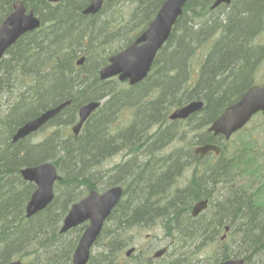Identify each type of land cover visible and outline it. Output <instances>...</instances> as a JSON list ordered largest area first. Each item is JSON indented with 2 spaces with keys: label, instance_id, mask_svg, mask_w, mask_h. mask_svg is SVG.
Instances as JSON below:
<instances>
[{
  "label": "rangeland",
  "instance_id": "rangeland-1",
  "mask_svg": "<svg viewBox=\"0 0 264 264\" xmlns=\"http://www.w3.org/2000/svg\"><path fill=\"white\" fill-rule=\"evenodd\" d=\"M15 2L19 1L0 0V23L13 9ZM83 2L82 7L73 3L71 8L77 9L78 12L84 11L88 4L86 0H80L79 4L82 5ZM244 3L247 4V0H243ZM160 4L158 0L147 2L146 0H105L96 13L87 16L90 18L85 23L93 26L90 30L91 47L89 51L97 52V57H92L91 61L86 64H91L93 61L97 69L91 73L88 67L83 72L75 63L71 65L72 72L69 73V77L72 80L69 82L75 84L83 82V86L74 87V93L79 92L81 96L85 85L92 81L90 80L92 74L93 76L100 74L99 70L103 64L99 57L103 52H106L108 61L113 52L144 28L149 19L155 15ZM211 6V1L198 0L193 3L192 9L175 26L170 40L166 42L157 57V61L159 59L162 61L165 55L172 49L178 48L180 43H187L190 48L187 54L189 60L186 69L178 71L177 78V80L181 77L185 78V83L182 81V83L172 84L165 81L164 90L159 95L153 90L151 82L133 90L128 81L113 80V96L99 98L103 99L101 107L84 125L78 136L72 133L71 127L78 117L79 109L73 117L70 114L67 115L68 118L73 119L71 125H66L68 124L66 118H61L63 124L60 127L62 128L58 130L57 126H46L32 138L34 142L42 143L39 147L45 149L46 155L42 156L44 153L42 155L39 153L28 157L25 163L36 162L39 159L51 161L57 166L58 173L63 178L68 177L79 182L86 179L89 183L95 184L100 191H104L115 185L114 183L128 188V182L134 174L140 173L139 176L142 177L139 179L140 184L130 188L122 198V203L130 206L126 214L122 209L127 221L119 223L115 218L107 221L100 238L91 249L88 264H172L178 250H183L180 248L182 246L187 249L186 252L189 255L185 259L190 260L191 264H218L226 257L243 258L246 264H264V236H257L260 228L251 229V224L245 220L243 224L246 226L244 227L251 230L246 237L236 234L235 230L234 232L229 230L226 239L222 240L221 237L226 231L218 222L214 225L212 239H208L204 234L203 230L207 228L204 227L206 225L203 224L202 228L199 226L203 223L200 220L201 216L206 211L210 213L209 216H214L217 211L216 206H235V203L237 206H249L251 210L257 212L255 221L264 223V116L255 115L241 131L234 133L228 139L215 137L208 131L212 117L240 95V89L244 84L239 85V82L234 84L233 97L230 101L226 100L224 91L218 97L222 101L220 105L214 102L207 105L204 97H194L205 103L202 111L176 120H170L168 116V109L175 107L174 104H183L192 97L191 91H201L211 86L204 80L196 90L193 86L203 61L200 51L210 45H216L226 36L231 35L230 30H224V26L230 27L231 24L228 23L230 15L236 11L238 6L242 7V4L241 0H233L227 6L216 9H212ZM44 8L46 9L43 10ZM51 9L52 4L50 3L42 5L40 11L37 12L42 20L45 19L46 32L39 35L32 32L33 34L26 35L25 37L32 40L27 50L21 53L19 47L13 46L0 60V112L6 113L13 106L24 107L27 93L31 90L29 92L31 94L41 82L42 76L48 72L43 68L46 59H42L41 52L56 43L54 30L48 29L54 22L51 18L53 17L50 13ZM260 10L258 7V12ZM147 11L150 12L149 16H146ZM252 19L255 25L251 29L252 32L241 37L249 49L261 50L260 56L252 57L254 67L252 74L255 78H252L251 84L255 80L264 81V22H261L260 18L259 24L256 25L257 20ZM73 21H70L71 25ZM37 31L39 29L34 32ZM70 47L69 44L64 49L69 50ZM174 51L170 54L173 55ZM77 53L78 55L73 56L74 58H78L80 51ZM30 54L32 57L29 59ZM50 54L51 52L48 51L46 58ZM225 72L226 70L217 71L221 76ZM163 78L166 80V77ZM98 84L99 81L96 82V86L88 89L90 96H98L101 91L106 90V88L97 86ZM249 86L244 89L246 90ZM84 99L86 97L80 98V100ZM155 104H157L156 110H154ZM114 105H116L114 108L119 105V110L107 123L106 130L109 132L110 139L116 142L107 144L110 148L103 158L91 166L88 164L91 163L90 161L81 167L75 161L68 163L67 160H63L64 162L61 161L59 164L55 159L56 152L61 144H64L61 142L62 137H65L68 142L77 138L82 139L86 130L94 128L96 120L103 116L105 107L113 109ZM2 118L0 113V119ZM61 129L63 132L60 131ZM122 136H125L128 143H118L127 141ZM155 139L157 143L153 142ZM208 141L218 145L220 152L206 153L203 156L195 153L194 146ZM189 158H192L191 162H186ZM149 173H151L149 179H154L155 182L162 181L160 183L162 187L158 186L154 190L157 193L154 194L143 190L145 194L142 198H136L132 191L140 194L141 188L146 189L142 187L146 183L143 177L146 179ZM165 176L167 179L162 180ZM20 179L22 180V177L18 178V183ZM8 182L12 180L6 181L7 190L11 191L10 196L22 200L15 190V180L11 185ZM25 182L33 186L30 187L33 193L36 184L30 181ZM195 183L197 187H193ZM147 189L150 191L149 188ZM198 189L207 194V207L197 216H193L191 212V207L194 205L193 191L197 192ZM55 192L54 200L58 202L55 206H51L49 210H41L32 217L26 215V208L25 220L28 223L25 226L23 219L20 220V228L29 229V232H32V226L30 228L27 226L37 222L41 217V221L37 222L40 224L35 227L34 235L37 233V236L44 242L51 238L49 242H52L49 246L46 243L42 248L32 240L23 243V248L13 249L10 252L11 256L17 251H19L17 253L28 251L22 259L24 264H72L75 247L87 222L65 232H61L60 227L72 203L84 194L86 195V187L77 184L64 200L59 196L58 185ZM29 198L24 201V206L28 205ZM189 207L190 209H187ZM225 211L229 218L233 217V208ZM246 212L245 217H247ZM204 219L207 223L211 221L205 217ZM183 226L190 230L182 232L180 227ZM1 244L4 246L3 243ZM1 244L0 248H2ZM132 246L135 248L133 253L126 254ZM162 248H167V250L157 255V250Z\"/></svg>",
  "mask_w": 264,
  "mask_h": 264
},
{
  "label": "water",
  "instance_id": "water-1",
  "mask_svg": "<svg viewBox=\"0 0 264 264\" xmlns=\"http://www.w3.org/2000/svg\"><path fill=\"white\" fill-rule=\"evenodd\" d=\"M60 1V0H49ZM104 0H91L84 10L85 14L96 13L102 6ZM188 0H166L160 8L156 18L132 44L128 45L119 53L110 58L109 64L100 70L101 79H107L118 75L120 80L129 79L131 84L142 80L150 70L156 53L163 43L169 38L172 26L183 12V7ZM231 0H216L214 7L220 3ZM40 26V19L33 10L28 11L24 3H15L14 10L0 24V58L5 51L14 44L20 36ZM84 59L78 61L82 64ZM63 103L57 107L44 111L36 118L26 122L20 128L14 139L19 136L30 134L42 127L54 118L68 104ZM99 106L98 101L84 104L79 111V122L73 130L78 133L83 123L92 112ZM203 102H192L172 114V118H186L190 114L200 110ZM264 113V85H254L243 94L235 103L228 106L218 117L210 130L215 135L223 134L227 138L238 129L242 128L250 118L259 111ZM218 147L205 145L197 148V152L205 153ZM24 179L35 181L37 190L31 196L28 203V215L46 208L54 197L53 185L59 178L54 164L50 162L24 168L22 171ZM123 194L122 187H112L103 193L92 190L87 197L75 203L63 221L62 231L75 227L89 221L79 244L73 255L72 264H86L90 257L91 247L98 239L107 218L112 214ZM206 201L199 202L193 209L196 215L200 209L206 206ZM31 207L33 209L31 210ZM162 253V251H160ZM130 251L128 252V255ZM5 264H22L20 259L9 261ZM222 264H246L244 259L226 261Z\"/></svg>",
  "mask_w": 264,
  "mask_h": 264
},
{
  "label": "bare ground",
  "instance_id": "bare-ground-1",
  "mask_svg": "<svg viewBox=\"0 0 264 264\" xmlns=\"http://www.w3.org/2000/svg\"><path fill=\"white\" fill-rule=\"evenodd\" d=\"M262 6L263 5L261 3L259 8H261ZM237 12L239 11H236V13ZM240 12L237 14H240ZM240 16L241 15H238L235 18L230 17V20H228L229 25L232 23V26H234V23L240 20ZM224 30L228 31L229 26L225 25ZM18 42H21L22 45H28L32 41L30 38H26V40L22 41V37H20L18 39ZM227 42L229 41L225 40V43ZM234 64L235 63L233 60L229 63V66L232 65L233 67ZM224 75L221 76L217 73L218 80L219 78H223ZM227 77H228L227 80H230V77L229 76ZM208 79L209 78L206 76L205 81L207 83H208ZM41 82H43V84H41L40 87L38 88L36 87L33 90L34 93L36 92L34 94V97L31 96L29 98L24 99L27 103L28 108L13 106L10 109H8L6 113L0 112L1 116L3 117L2 119H0V189H1L0 190V244L1 243L4 244V246L1 244L2 248H0V264H5L9 261L16 260V259H24L23 256L25 254H28L27 250L20 252V253H17L19 252L17 251L15 255L13 256L10 255V252L13 249L23 248L24 247L22 245L23 243H27L33 240L37 242V244H39L42 248L43 246L46 245V243L48 244V246L49 244H52V242H49L51 238L48 239L47 242L46 241L44 242L43 239H40V237L37 236V233L34 235L35 227L38 224H40L37 222L41 221V217H39L37 222H33L27 226V228H30L32 226V232H29V229H21L19 225L22 219H23V222L25 223V226L28 223L25 220L26 219L25 218L26 208H27L26 215L28 217H32V215L37 213L35 212L30 216L28 215V206H24V201L28 197L27 193L30 191V188L28 187V185H26L27 183L25 182L23 178L22 180L20 179V183H18V178L22 177L21 169L23 166L22 164L25 163V159H29L28 157H33L35 155H38L39 153H41V155L44 153L42 156L46 155L45 149L42 147H39V145H42V143L34 142L32 139L36 131L39 132L45 127L38 129L25 136L24 135L19 136L18 139H14V136L17 134L18 130L22 128V126L26 122H29L32 119L36 118L42 112L49 110L51 108L57 107L66 102H69V103L58 113V115L56 116V118L58 119L52 120L49 126H52V125L57 126L56 128L59 130L60 128H62L60 126L63 124L62 123L63 120H61V118H64V119L66 118L65 120L68 122V124L66 125H71L73 123V119L68 118L67 115L69 116L70 114L73 117L74 113H76V110H78V108L81 106L83 100H80V98L77 99V97H80V93L79 92L74 93V87L67 91L64 86H61L58 88V86H55L57 84L53 82L46 84V78L43 79ZM234 82L235 80L231 79L230 86L229 87L226 86V91H224L225 93L224 96L227 97L226 98L227 101H230L233 97L232 90L235 84ZM210 84L212 85L211 81H210ZM208 88H211V86L210 87L208 86ZM219 95L220 93L216 94L214 98L213 93H210L212 100H209V98L211 97L208 95L207 105H211V103H213V98L215 99L214 103H217V105L222 104V101H220L218 98ZM115 106L116 105L112 106L113 109L105 107L106 109L104 110L103 116L100 119L96 120L94 128L92 127L86 130L85 136L82 139L77 138V139H74L68 142L65 137H62L64 141L62 140L61 142H64V144H61V147H59V150L56 152L55 160L59 164L63 160H67L68 163L70 162L73 163L75 161V163L77 162L80 167L87 164L88 161L91 162V163H88L89 166L95 165L96 161H100L105 155V153L109 151L110 147L107 144L116 142L110 139L109 132L106 130L107 123L111 121L112 116H115L117 114V111L119 110L118 109L119 105L118 107L114 108ZM27 111H28V116L24 117ZM66 111H68V113H66ZM60 131L63 132V129H61ZM98 135H101V136L103 135V138H104V139L99 138L100 142H97L96 140L98 138L96 136ZM122 137L123 139L127 140L125 136H122ZM153 142L157 143V139L153 140ZM118 143L126 144L128 143V140L119 141ZM191 160L192 158H189L186 160V162H191ZM20 165L21 167L19 168L20 169L19 173L13 172L15 169H17L16 167H19ZM35 165H38V163H35L34 166ZM4 166L9 171V172L7 171L8 172L7 176H5L4 173L2 172V170H4ZM139 174L140 173L133 175V180L131 184L129 185V189L133 188L136 184L139 183V179L142 178L139 176ZM150 176H151V173H149L146 179L145 177H143V180H145L146 183L145 184H143V182L141 183L143 184L142 187L148 186L150 189L149 192L150 193L152 192V194H154V193H157V192H154L157 186L162 187V185L160 184L162 181L161 182L159 181L155 182V180L151 181V178L149 179ZM79 177H83V176H79ZM9 179L12 180V182L13 180H15L14 182L15 190L17 194H19L22 197L23 201L16 197L10 196L11 191L7 190V186H6V181ZM61 179L63 181L73 180L68 177L63 178L62 176H61ZM166 179H167V176H165L162 180H166ZM85 181L86 179H83L81 181V184ZM12 182H8V183H10L11 185ZM63 185H61L59 188V196L64 200V198L66 197L67 194H69V191H71V189H69L68 187H64ZM150 185H152V187H150ZM195 193L196 191H193V198H194ZM69 196L68 198H71ZM206 199H207V196L202 198L201 200H198L197 202H203ZM30 200H31V197L29 198V201ZM194 207L195 206L191 207V212L193 216H197L202 210L206 209L207 206L200 209L196 215L193 214ZM216 207H217V211H216V214L214 213L215 214L214 216L213 215L209 216L210 213L206 211L204 215L201 216V219H200L203 223H201L199 226L202 228L203 224L206 225L204 227H207V228H204L203 231H204L205 236L208 237V239H212V237L214 236V232H213L214 225H216L217 222L221 225V228H223V230L226 231L224 236L221 237L222 240L226 239L227 232L229 230L230 231L232 230V232H234L235 230V232H237L236 234H239L242 237L247 236V234L251 230H249L247 227H244L246 226V224H243V223L245 220L247 223H250V224L252 222L251 221L252 219L248 214H247V217H245V212L247 210L246 208H248V206H237V203H235V206H216ZM47 208L48 207L44 208L43 210H49ZM229 208H233L234 210V215L233 217H230V218L225 214L226 213L225 210ZM32 209L33 207H31V210ZM56 216H58V214ZM224 216L226 218H224ZM204 217L207 219H210L211 221L207 223ZM256 217H257V214H256ZM41 223H45V222H41ZM62 227H63V224H62ZM62 227H60L61 232H65V231H62ZM180 229L182 230V232L190 230L186 226L180 227ZM78 244H79V241L77 242V245ZM180 248L183 250H178V252L175 254L172 260V264H181V263L191 264L190 260L185 259V257L189 255V253L186 252L187 249L184 246ZM134 250L135 248L134 246H132L126 252V254H128L129 251H130V254H132ZM236 259H243V258L226 257L224 260H221L218 264H222L226 261L236 260Z\"/></svg>",
  "mask_w": 264,
  "mask_h": 264
},
{
  "label": "trees",
  "instance_id": "trees-1",
  "mask_svg": "<svg viewBox=\"0 0 264 264\" xmlns=\"http://www.w3.org/2000/svg\"><path fill=\"white\" fill-rule=\"evenodd\" d=\"M22 1L26 4V6L28 8L36 11V13L40 11V7L42 5L49 4L46 2V0H22ZM86 1L88 3L89 0H86ZM147 1L148 0H146V2ZM158 1L160 3L162 2V0H158ZM196 1H198V0H190L189 1L190 3L189 2L187 3V5L185 6V9H184V14L179 19L178 23L181 22L182 19L185 17L186 13L190 9H192V5ZM205 1L206 2H208V1L212 2L213 0H205ZM79 2H80V0H65L64 2H62L58 5H52V9L50 10V13L53 15V17H51V16L50 17L52 18V20L54 22L48 27V29L54 30V33L56 36V43L53 46H49V48H45V50H43L41 52L43 54L42 59H46L45 64L43 65V68L45 70H48L46 75L42 76L41 81L46 78V84L53 82V83L57 84L55 86H58V88L61 86H64L67 91L72 89L75 86H77V87L83 86V84H82L83 82H79L77 84L69 82L72 80V78L69 77L70 76L69 73L72 72L71 65H73V63H75V60H76V58H74L73 56H76V54L78 55L77 51H80V54H82V53L86 54L87 63H88V61H91L92 57H97V52L92 53L89 51V49L91 47V36H90L91 32H90V30L93 26H92V24L87 25L88 23H85V22L90 17H87V16L83 15L81 12H78L77 9L71 8V6H72L71 4H73V3L74 4L76 3L77 5H79V7H82L84 5V2L82 3V5H80ZM261 3L264 6V0H247V4L246 3L243 4V0H241L242 7L238 6V8H236V11H239V12L241 11L240 14H237L239 12L236 13V11H235L230 15V17L233 16L234 18L238 15H241L240 20L238 22L234 23V26H232V23H231V25L229 27L231 35L226 36V38L224 40L220 41L216 45L208 46L206 48H203L200 51L201 57L204 58V60L202 61V64H201L202 66H201L200 72L198 71L199 72V78L194 85L195 86L194 89L196 90L199 87L202 80L205 81L206 76L209 78L208 83H210V81H211L212 85L210 84L211 88L206 87V88H203L201 91H199V90L195 91V92L191 91L192 97L189 100H192V99H194V97H198L199 95H202L207 100V96L208 95L210 96V93H213V96L215 98L216 94H219L222 91H226V86L227 87L230 86V84H231L230 80L231 79L235 80V82H234L235 84L237 82H239V85L244 84V86L240 89L239 94H241L245 90L244 89L245 87H247L248 85L251 84L252 78H255L254 75L252 74V70L254 68L252 57L254 55H256L257 57L260 56L261 50L249 49L248 47H246V44L241 39V37L243 35L247 36L248 33L252 32L251 29H253L255 27V25L252 22L253 21L252 18L257 20L258 23L256 22V25L259 24L260 18H261L260 19L261 22H263L262 21L263 20L262 19V9H263L262 7L263 6L260 8L261 9L260 12H258V7L260 6ZM45 9L46 8H44L43 10H45ZM149 13L150 12L147 11L146 16H149ZM249 13H251V17H249ZM230 17H229V20H230ZM145 18H147V17H145ZM43 20H44L43 22L45 25L43 24L42 29L35 32L38 35L46 32V22H45L44 18H43ZM72 20H74L73 25H71V22H70ZM89 23H92V22H89ZM84 24H86V26H84ZM75 25H76V27H75ZM82 28H83V31H81ZM232 28H234L233 31L231 30ZM87 31H89V33H86ZM232 35H234V36L231 37ZM26 38L27 37H23L22 41L26 40ZM88 39H89V41H87ZM225 40H228L229 42L225 43ZM31 43H29L28 45H30ZM51 43L52 42H50V44ZM69 44L71 45L70 49L69 50H66V48L64 49V47H68ZM28 45H22L21 42H18L14 47L15 48L19 47V50H21V53H22L24 50L28 49ZM189 50H190L189 45H187V43L185 44L183 42V43H180L178 45V48L172 49V51H174L172 53L173 55L170 54L172 52L171 51L170 53L165 55V57L163 58L162 61H160V59L158 61H156L154 64L155 65L154 70H153L151 76L148 77L145 84L151 82L153 90H155L157 92V94L160 95L161 91L164 90L163 83L165 81H168L172 84L175 82H181L182 83V81H183V83H185V81H186L185 78L182 79V77H181L178 80H177V78L179 75L178 71L179 70L182 71V69H186V67H187V62L189 60L187 54L189 53ZM48 51H50L51 54L48 55V57L46 58V54ZM64 51H66L65 54H64ZM208 54H209V56H208ZM31 57H32L31 54L28 55L29 59ZM99 58L102 59L103 65L106 64L108 56L106 55L105 51L103 52V54ZM47 59H49V60H47ZM52 59H54V60H52ZM72 59H73V61H72ZM233 60L235 63L234 66L233 67H232V65L229 66V63ZM88 67H90L91 73L94 71V69H97L96 64L92 61L91 64L85 63V65L81 67V70L83 72H85L88 69ZM218 70H222V71L226 70V72H227V74H225L226 73L225 72L224 77L219 78V80L217 77V71ZM182 76H183V73H182ZM201 76H202V78L200 79ZM227 76L230 77V80H227L228 79ZM163 77H166V80ZM90 80H92V81L88 82L85 85L84 92L82 93V95L80 97H77V99L86 97V99H84V100H91V99L103 98L106 95H110V97L113 96L112 95V87H113L114 81H100L98 76L97 75L93 76V74H92V78ZM25 81H27V80L25 79ZM98 81H99V84L97 86H99L100 88H106V90H103L98 96H93V95L90 96L88 89L96 86V82H98ZM41 84H43V82L38 83L37 88L40 87ZM145 84H142L141 86H143ZM141 86H139V87H141ZM135 88H133V90ZM29 92L27 93L28 95L26 94L27 95L26 98H29L31 96L34 97V94L36 92L35 93L31 92V94H29ZM214 98H213V102H215ZM209 100H212V97L209 98ZM174 105H176L178 107V106L182 105V103H178V104H174ZM155 106L156 107L154 108V110L157 109V104H155ZM24 107L28 108L26 101H25ZM45 108H43V109H45ZM25 115H26V117L28 116V111L26 112ZM214 117L215 116H213L212 119ZM96 137H98L96 139L97 142H100L99 138L104 139L103 135L102 136L98 135ZM41 161H43V160L39 159L36 162L23 163L22 165L23 166L31 165V164L39 163ZM20 167H21V165L19 167H16L17 169H15L13 172L19 173ZM7 171H8L7 168L4 166V170H2V172L4 173L5 176L8 175L9 171L8 172ZM152 180H154V179H151V181ZM131 182H130V184H131ZM77 184H81V182H79L76 179H73L71 181L70 180L69 181H63L61 179L57 182V185L59 188L61 185H63L64 187H68L71 190L74 189L77 186ZM26 185H28V184H26ZM81 185H84L86 187V189H88V190H90L92 188H96L95 184L89 183L88 181L83 182ZM195 186L197 187V183H195L193 185V187H195ZM28 187L30 188L33 186L28 185ZM150 187H152V185H150ZM146 188H148V186H146ZM143 190L144 189H142L141 191L138 190L140 192V194H137L134 191H132V194L136 198L137 197L142 198V195L145 194L143 192ZM32 191H29L27 193V195H28L27 198H29L30 193H32ZM206 196H207V194L205 192L198 189L197 192L194 194L193 202L201 200L202 198H204ZM56 204H57V201L55 200L51 206H55ZM122 209H124L125 214H126L127 212H129L130 206L124 205V203H122V201L119 202V204L116 206V208L112 212L110 219L115 218L116 221L119 223H122L125 220L127 221L126 215L122 212ZM187 209H190V207ZM246 209H247L246 214H248L252 219L251 220L252 221L251 222V226H252L251 228L254 227V229H256V230H258L260 228L258 230L259 234L257 236H259V237H261L262 235L264 236V223L263 222L259 223V222L255 221L257 212L251 210L249 206ZM259 226H261V227H259Z\"/></svg>",
  "mask_w": 264,
  "mask_h": 264
},
{
  "label": "flooded vegetation",
  "instance_id": "flooded-vegetation-1",
  "mask_svg": "<svg viewBox=\"0 0 264 264\" xmlns=\"http://www.w3.org/2000/svg\"><path fill=\"white\" fill-rule=\"evenodd\" d=\"M56 119V117L55 118H53V119H51L49 122H47L46 123V126H49V124H50V122L52 121V120H55ZM45 126V127H46ZM48 208L47 209H50L51 208V206H47ZM153 258V257H152ZM152 258H150V260H152Z\"/></svg>",
  "mask_w": 264,
  "mask_h": 264
}]
</instances>
